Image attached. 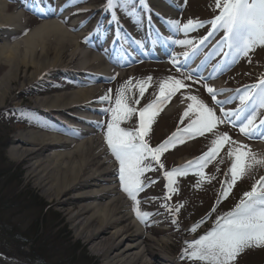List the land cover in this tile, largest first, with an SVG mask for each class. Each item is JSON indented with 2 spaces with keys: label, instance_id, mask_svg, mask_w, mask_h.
<instances>
[{
  "label": "bare ground",
  "instance_id": "obj_1",
  "mask_svg": "<svg viewBox=\"0 0 264 264\" xmlns=\"http://www.w3.org/2000/svg\"><path fill=\"white\" fill-rule=\"evenodd\" d=\"M153 3L165 15L176 17L177 13L172 10L175 4L172 2L169 6L156 1ZM9 7L5 0H0V58L13 63L11 55L15 56L18 52L26 66L37 65L35 76L23 81L20 88L27 89L32 84H38L43 76L48 79V75L56 71L70 73L72 79L68 81L66 90L50 95L38 94L34 102L42 109L68 115L67 118H72L77 124L79 121L83 123L93 120L100 106L92 102L100 98L104 89L97 82L102 81L103 76H113L115 73L116 76H127V72L109 67L100 54L84 47L83 43L87 42L84 39L86 33L81 24L85 23L73 20L64 25L63 19L56 18L55 11L48 15L54 16L53 19L40 22L20 39L3 40L7 27L12 26L13 31H23L27 27L22 23L23 18H26L25 14L19 10L10 12ZM88 7L92 9L95 18L98 16L96 9L106 10L103 3L91 4L85 8ZM104 14L106 18H110L108 22L111 23L112 14L107 15L106 11ZM81 26L82 29L78 30ZM99 28H93L98 35L101 33ZM36 54L40 56L38 60ZM128 62L125 61L126 64ZM186 62L187 59L179 61L182 65ZM199 62L197 69L201 66V60ZM91 73L94 74L93 79L89 78ZM171 74V77L179 78V75ZM181 97H177L165 109L163 123L172 122L173 115L180 106L185 109L190 100L186 96L183 99ZM4 98L3 92L0 104L4 102ZM91 128H68L71 138L41 129L19 130L14 134L10 155L15 160L31 162L29 172L37 178V186L44 188L49 196L55 197L59 206L80 203L78 211L71 214L70 218L85 240L91 243V250L98 252L105 248L109 264H179L177 258L167 254L165 250L168 239L163 237L160 241L145 240L144 232L129 212L125 195L118 190L114 159L107 155L103 138L94 134L96 128ZM254 152L264 156V145L258 144ZM193 155L185 154L178 162L182 163ZM0 264L21 262H9L0 258Z\"/></svg>",
  "mask_w": 264,
  "mask_h": 264
},
{
  "label": "snow or ice",
  "instance_id": "obj_2",
  "mask_svg": "<svg viewBox=\"0 0 264 264\" xmlns=\"http://www.w3.org/2000/svg\"><path fill=\"white\" fill-rule=\"evenodd\" d=\"M140 3L147 7V0H140ZM117 5L124 10L126 15L137 16L135 0H105V9L113 10L114 17ZM215 7L220 10L219 14L210 21L189 19L183 24L180 20H168L167 23L174 30H182L185 33L196 27H202L205 23L212 25L213 31L209 35L217 30H223L224 36L218 47L221 45L226 47L229 51L225 55H232L234 58L248 57L256 47L264 46V0H215ZM148 10L151 11V9ZM175 43L195 47L192 39H181ZM200 43H204L203 38ZM183 55L187 56L188 53L185 52ZM173 63L177 64L179 61L174 57ZM151 79L148 77L135 85L139 88L140 97L144 96L147 82ZM185 79L190 80L191 76H186L184 79L171 76L164 78L159 84L157 98L137 109L130 106L129 97L126 95L129 88L133 86L130 78L117 89L114 106L102 110L105 114H111L110 121L106 126L105 138L110 152L119 162L118 177L121 189L133 201L135 214L141 221L146 222L147 218L153 215L151 212L141 210V201L138 199L139 193L146 186L154 183L152 180L145 182L143 179L146 172L156 170L153 163L158 168L164 169L161 155L170 146L175 147L177 143H183L185 137L213 133L218 125L224 123H232L233 126H236L237 122L234 117L244 111L243 107L236 110L222 109V115H217L215 108L210 107L199 96L188 95L186 99L191 103L187 105V109L183 113V117H189L191 114L192 118L188 124L183 128L178 127L166 140L153 147L146 137L154 122V117L180 89L188 87L184 82ZM205 87L216 104L228 102L216 99L218 93L225 89H215L208 85ZM257 87L256 84L250 86L249 90L239 97L241 105L251 99L253 95L251 89ZM259 88L260 91L257 93L259 106L264 108V77H261L259 81ZM111 91L109 89L108 93L100 97V100L112 104ZM139 103L140 100L136 99L135 104ZM137 111L139 114L138 127H122L121 123L131 119ZM183 117L181 123H183ZM255 119L256 112L253 109L252 115L246 119V122L239 124L240 133L248 137L256 135L253 131L256 128ZM98 123L103 126L102 122ZM261 123L264 124V121ZM260 138H264V136ZM225 145H229L227 155L231 159V165L226 175L230 178L225 180L217 204L220 203V199H226L229 196L238 180L255 168H264V156L258 157L248 145L233 140L227 132L216 133L207 152L193 161H188L185 165L163 172V176L167 179L169 193L165 200L170 199L171 193L178 191L173 187L176 177L185 176L189 170L196 169V174L203 178L205 176L204 167L209 160L215 158L224 149ZM208 179L211 180L214 177H208ZM165 207L168 205L166 204ZM211 211L215 212L216 207L214 206ZM175 212H179V207L175 209ZM202 222L203 219L194 224L190 231L195 232ZM185 245L180 258L187 257L191 260L201 261L203 264H235L238 256L246 249L264 248V175L252 184L249 191L243 192L231 210L216 217L214 226L210 230L197 239L185 241Z\"/></svg>",
  "mask_w": 264,
  "mask_h": 264
},
{
  "label": "rangeland",
  "instance_id": "obj_3",
  "mask_svg": "<svg viewBox=\"0 0 264 264\" xmlns=\"http://www.w3.org/2000/svg\"><path fill=\"white\" fill-rule=\"evenodd\" d=\"M7 3L10 5V12L15 11L13 8L15 4H11L10 2ZM214 6L215 0H212L210 3H208V0H200L197 1V3L195 0H192L185 12L184 19L188 21L189 19H198V17H208L216 12L217 8ZM186 17L191 18L186 19ZM22 23L24 26H27L26 29H32V27L40 22L26 15ZM23 31H21V29L16 31L7 29L3 34V40L16 39ZM201 34H199V36ZM193 42L195 41L193 40ZM19 54L20 53L17 52L15 56L11 55V58H13V60H11L14 61L13 63L6 61L5 58H0V95L3 92L5 93L4 102L0 104V213H2L0 214V256L3 260L21 262V264H109L107 262L108 257L105 248L103 247L98 252L91 250V243L89 244L85 240L81 231L73 224V220L70 218L71 214H75V212L78 211L77 208L80 203L77 202L65 207L59 206L55 197L49 196L44 188L37 186V178L33 177L29 172V165L31 162L26 160H15L10 155V147L15 136L14 134L19 130L29 128L17 122L16 117L11 119L6 118V108L26 104L40 111V109L36 108L38 106L34 102V98L38 94L50 95L54 92H58L56 90L59 89L58 87L54 89L53 85L47 84L46 82L43 83L44 87L46 86L44 90H37L39 85L33 84L28 86L27 89L25 88L26 90L20 88L23 81H28V78L35 76L37 65L32 64V66H26ZM39 58L40 56L38 57V54H36V60ZM246 59L253 64L263 60L261 65H264V49L261 48L256 52L253 50ZM244 63L245 62H243V64ZM160 65L159 69L157 65L149 67L145 64H140L137 69L136 78L140 81L146 80L148 77L152 78L151 81L147 82L145 90L146 95L155 92L159 88L160 82L164 79L162 76V72L165 70L163 69L164 65ZM238 69H241L236 70L241 76L238 77L232 74L229 78L231 84L235 82L237 84H243L248 81L253 82L254 79L261 76L264 72V69L259 65L245 66L243 68L240 66ZM135 70L136 69H134L133 72H135ZM60 76L61 74L56 71V73L52 74V79H61ZM130 78L131 77H129V79ZM129 79H127V81ZM58 82L63 83V80H59ZM124 84L125 83H122L120 86ZM39 88L41 87L39 86ZM131 88L132 87L129 89ZM117 89H119V87L116 88V92ZM177 112L175 114H179L181 120L183 117L181 116V111L179 110ZM175 119L176 118H174L173 122L161 124L163 117L157 114L154 117V122L151 124L149 134L146 138L153 143H161L164 139L163 136L174 128ZM130 122H133V120ZM131 124H136L135 127H138L139 119L137 123H135L134 119V122ZM131 124L129 123V125ZM209 142H211V140L203 136L196 141L195 147H192L191 144H186L183 149L181 147H174L169 152L163 153L161 157L165 166L164 169L167 170L169 162L176 163L180 157L187 153H203ZM259 155L260 154H258V157H260ZM228 158L226 150L225 154L216 160V164L210 160V165H212L210 168L219 167V165H221V171H223L227 166ZM205 168L210 169L207 167ZM203 171L205 173L203 178L197 175V170H195V172H193L194 175L189 177L184 176L176 180L173 187L177 188L178 191L171 193L170 199L167 200L171 202L174 212L175 209L179 207L178 213L183 215V224L185 225H188L189 222L191 223L192 220L198 216H195L196 214H202L208 210L209 207L212 208L216 202L215 198L221 190L220 184L217 187H215L214 184L218 178V170L211 169L206 172V170L203 169ZM253 172L258 177L260 173L264 172V168H255L252 170V173ZM249 173H251V171ZM248 174L244 177L248 176ZM208 177H214V179L209 180ZM254 180L255 178H253L247 186H252ZM245 181L247 180L241 183V188H247ZM18 185L21 188L18 191L21 192H17ZM241 188H239L238 191ZM154 191L156 194L163 197L169 195L167 187L164 188L161 184H159L158 188ZM242 194L243 192L241 193L240 191V196ZM32 196H37L39 202H47L48 208H46L44 213L40 212V207L34 206L36 202L32 200ZM138 199L141 201V198ZM140 207L148 209L145 202H141ZM221 209L222 212L226 211L223 208ZM147 220L148 222L150 221V219ZM181 220L183 221L182 218ZM150 227L152 230L144 235L146 237L145 240L150 241V239H153L160 241L159 239L163 237L168 239L165 250L167 254L176 256L180 246H182L183 230L179 229V227L174 228V226L171 225V229L166 233L164 228L156 229L152 224H150ZM249 251L250 252L247 253L245 251L240 258L238 256L235 264H264V248H253ZM185 262L187 264H194L193 260L189 261L186 259Z\"/></svg>",
  "mask_w": 264,
  "mask_h": 264
},
{
  "label": "trees",
  "instance_id": "obj_4",
  "mask_svg": "<svg viewBox=\"0 0 264 264\" xmlns=\"http://www.w3.org/2000/svg\"><path fill=\"white\" fill-rule=\"evenodd\" d=\"M27 197L29 198L28 195H27ZM32 198H33L32 200L36 202V204L34 203V206L40 207V210H41L40 212L44 213L45 209L48 207L47 202H45V201L39 202V200H37V198H38L37 196L36 197L32 196Z\"/></svg>",
  "mask_w": 264,
  "mask_h": 264
}]
</instances>
